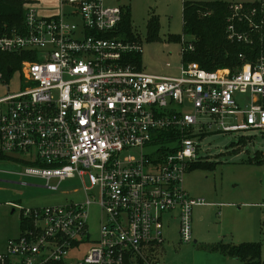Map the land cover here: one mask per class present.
<instances>
[{
	"label": "built area",
	"instance_id": "built-area-1",
	"mask_svg": "<svg viewBox=\"0 0 264 264\" xmlns=\"http://www.w3.org/2000/svg\"><path fill=\"white\" fill-rule=\"evenodd\" d=\"M104 2L59 0L51 17L24 5V32L0 34V52L28 58L23 88L0 99V150L27 163L20 176L88 182L80 203L12 204L24 229L7 240L0 264H161L152 254L164 213L177 211L180 240H192L191 208L202 202L188 197L182 178L200 160V142L264 131V53L234 73L196 63H181L177 76L145 73L130 58L137 41L106 36L121 9ZM242 8L230 6L232 19ZM227 32L244 38L231 22ZM184 42L180 56L192 50ZM161 131L178 136L164 151L155 145ZM93 203L100 220L89 241ZM82 245L84 254H72Z\"/></svg>",
	"mask_w": 264,
	"mask_h": 264
},
{
	"label": "rangeland",
	"instance_id": "rangeland-1",
	"mask_svg": "<svg viewBox=\"0 0 264 264\" xmlns=\"http://www.w3.org/2000/svg\"><path fill=\"white\" fill-rule=\"evenodd\" d=\"M23 1L25 6L35 8L39 17L59 13V0ZM210 1L241 5L258 0H105L104 4L130 8L133 35L140 44L141 71L177 76L182 44L181 40L171 41L168 36L182 34L184 3ZM152 15L159 24L158 37L154 39L148 38L147 33V22ZM21 80L19 68L12 71L7 82L0 79V99L19 92L23 88ZM200 148L201 160L207 163L191 168L182 178V188L188 197L202 202L191 208L192 240L189 243L180 240L177 211L164 213L163 243L154 249L153 259L161 264H241L216 247L257 243L264 262V131L212 134L200 142ZM143 152L148 149L143 148ZM208 163L213 168L207 169ZM23 171L21 165L0 161V251L5 241L16 238L20 232V211L12 204L43 208L85 200L86 180L82 183L79 179L61 182L52 179L47 184L42 179L20 176ZM99 214L98 206L91 204L87 221L89 241L98 238ZM88 248L82 245L72 254L81 256Z\"/></svg>",
	"mask_w": 264,
	"mask_h": 264
},
{
	"label": "trees",
	"instance_id": "trees-1",
	"mask_svg": "<svg viewBox=\"0 0 264 264\" xmlns=\"http://www.w3.org/2000/svg\"><path fill=\"white\" fill-rule=\"evenodd\" d=\"M245 3L242 10L232 19L233 12L230 4L222 1L210 2H186L182 7V34L171 35V41H185L192 45L191 51H186L181 56V63H196L207 71L228 69L234 73L245 63H254L264 53V10L261 2ZM24 1L23 0H0V34L11 35L12 33L24 32ZM121 9V21L114 33L106 35L121 41H138L133 35L130 23V8ZM253 10L255 13L253 14ZM231 22L236 34L242 35V40L229 39L227 27ZM158 18L151 16L147 22L148 38L158 37ZM188 39H185V37ZM192 38V39H191ZM183 45V46H184ZM131 60L139 69L140 53H135ZM28 59L26 54H9L0 52L1 80L7 82L14 69L19 68L21 63ZM8 68L11 70L7 72ZM160 150L167 149L164 144L166 139H176L175 134L160 132ZM242 140V136L239 137ZM243 142V141H241ZM236 151V150H235ZM232 151V153H235ZM0 161H11L18 165H27L26 162L8 155L0 150ZM198 162V163H197ZM192 163L187 172L203 163L201 158ZM209 165V166H208ZM207 169L213 168L208 163ZM20 229L23 230V222L20 221ZM226 256L239 260L241 264H264L261 260V246L257 243L221 244L216 247Z\"/></svg>",
	"mask_w": 264,
	"mask_h": 264
},
{
	"label": "crops",
	"instance_id": "crops-1",
	"mask_svg": "<svg viewBox=\"0 0 264 264\" xmlns=\"http://www.w3.org/2000/svg\"><path fill=\"white\" fill-rule=\"evenodd\" d=\"M230 4V3H229ZM230 5H232V4H230ZM243 7H244V5L243 4H241ZM19 217H20V214H19ZM177 217H178V213H177ZM178 219V218H177ZM21 221V220H20ZM161 225H162V218H161ZM179 227V226H178ZM178 230V229H177ZM19 231L21 232V229H19ZM20 232H19V234H20ZM19 236V235H18ZM17 236V237H18ZM6 242L7 241H5L4 243H3V246H2V249H1V251H0V253H2L4 250H5V244H6Z\"/></svg>",
	"mask_w": 264,
	"mask_h": 264
},
{
	"label": "water",
	"instance_id": "water-1",
	"mask_svg": "<svg viewBox=\"0 0 264 264\" xmlns=\"http://www.w3.org/2000/svg\"><path fill=\"white\" fill-rule=\"evenodd\" d=\"M11 70L8 68L7 72H10Z\"/></svg>",
	"mask_w": 264,
	"mask_h": 264
}]
</instances>
